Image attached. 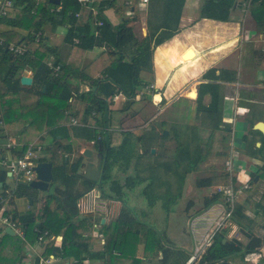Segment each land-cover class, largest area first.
Segmentation results:
<instances>
[{
	"label": "trees",
	"instance_id": "1",
	"mask_svg": "<svg viewBox=\"0 0 264 264\" xmlns=\"http://www.w3.org/2000/svg\"><path fill=\"white\" fill-rule=\"evenodd\" d=\"M155 1H162L161 22L155 24L154 28L149 21L148 34L141 41L135 38L132 27L128 26V21L123 18L119 24L113 26L98 14L101 25L93 26L89 19H86L81 28H77V14L82 9L79 0H59L58 4L50 0H40L37 3L34 0H16L13 8L0 19V116L1 121L5 123L0 127V139L6 137V130L11 131L16 127L12 158L22 157L29 149V140L26 137L32 131L36 136L47 131L50 140L53 139L58 143L61 153L70 152V145L59 143L69 139L66 123L72 118L76 120V124L71 126L74 137L94 141V145L103 155L106 151L101 182L83 179L85 189H72L80 162L71 166L73 174L70 175L65 173L64 164L55 167L53 169L55 184L53 183L47 192L29 189L20 182L16 183L13 189H1L2 216H9L20 227L22 236L9 235L0 225V264H20L21 259L26 257L24 246L36 243L38 236L44 231H48L49 235L45 242L41 243L44 247L34 264H38L40 258L68 257L70 250L88 255L90 261L98 264H141L135 252L137 241L142 234L144 241H149V249L154 255L157 256L161 252V264H171L174 257L180 258V264L187 263L188 255L165 247L158 232L138 221L124 204L114 221L103 226L102 250L91 252L90 246L95 239L85 237L83 234L91 229L93 223L89 217H80L77 209L78 200L94 188L100 189L104 197L124 203L123 199L127 191L147 182L141 194L147 197L149 205L161 201L168 215L173 211L176 202L181 199L184 180L187 179L188 174L195 172L199 164L210 156L214 133L222 132L224 133L222 140L226 142L229 140L232 130L231 125L223 121L221 86L209 82L198 86L197 98L194 101L181 99L187 103V107L183 111V124L179 129L173 128L172 131L176 146L165 162H157L149 166L150 175L147 178H142L138 174L139 159L142 156L138 153V147H141L142 154H145L158 139L164 141L168 136L150 128L142 133L122 131L118 144L106 139L107 132L104 128L110 122L107 100L122 92L126 96L122 110L125 111L131 106L134 103V91L142 86L140 73L144 70L150 71L152 68L154 49L172 38L179 30L185 0ZM234 3L235 0H205L199 17L229 21V11ZM112 4L113 2L110 6ZM257 6L259 10L264 11V0H250L252 14L264 35V16H258L260 13L255 11ZM46 26L52 29L66 26L65 40L74 43L73 39H77L69 62L60 66L57 75H54L47 65L48 56L55 50L45 40ZM81 29L82 32L78 33ZM36 38H38L37 42ZM12 44H25L28 48L23 55H15L8 50L5 51L6 46ZM31 44L36 46L32 48ZM130 46L133 47L134 54L129 59H124L125 49ZM95 47L104 48L113 57V61L100 73L98 79H93L70 66L74 57ZM258 65L264 69V54L260 56ZM24 71L31 72L32 84L28 87L20 84V77ZM209 73L212 76L217 75L215 71ZM220 73L222 81H236L235 71L221 70ZM67 74L80 78L89 88L87 92L80 94L84 106L77 112L68 111V114L65 110L67 111L71 106L69 98L77 93V89L66 80ZM206 95L209 96V102L204 104L203 99ZM159 99L160 97L156 96L155 100ZM47 104L55 109V113L54 111L48 114L38 112ZM43 120H47L48 123L45 128H42ZM205 131L210 132L207 137L201 134ZM249 133L260 134L258 130L252 129V125ZM260 140L261 145L256 147L253 140L251 141L247 135L243 136L245 153L262 161L257 172L250 175L251 188L259 181H264V136L261 135ZM133 163L135 174H127ZM158 168H163L165 174L174 176L175 189H169V184H166L164 192L159 194L152 189L157 183L165 186L164 181L157 176ZM219 176L226 181L224 186L230 183L239 186L236 179L230 177L228 172L220 173ZM255 177L258 178L256 182H254ZM215 181L216 178L205 177L199 179L197 185L200 188L221 186ZM60 184H64L67 189H62ZM23 197L30 200V210L19 212L16 209L15 199ZM214 197L205 198L204 203L208 204L212 200L219 199L221 193H216ZM189 207L190 204L187 203L184 211L186 212ZM244 209L243 202H235L231 220L247 238V242L243 243L235 237L228 238L229 230L220 227L215 230L193 264L231 262L234 259L243 262L247 255L259 252L264 237L251 230L253 227ZM253 210L255 214L264 215V191L254 204ZM58 235L62 236V240L56 244L54 238ZM76 260L74 264H84L81 258L78 257Z\"/></svg>",
	"mask_w": 264,
	"mask_h": 264
},
{
	"label": "crops",
	"instance_id": "2",
	"mask_svg": "<svg viewBox=\"0 0 264 264\" xmlns=\"http://www.w3.org/2000/svg\"><path fill=\"white\" fill-rule=\"evenodd\" d=\"M79 1L82 3V9L79 14H77V28L79 29L86 19H89L93 26L98 25V22H100L98 20V14L104 17L113 26L119 24L123 18L128 21V26L132 27L135 38L141 41L148 34L149 21L150 25L154 28L155 24L158 25L161 22L162 1L157 2L155 0H149L147 3H143L140 0ZM112 2L113 4L110 6ZM204 3L205 0H200V2L198 0L184 1L179 30L172 38L154 49L151 60V70H144L140 73L142 86L134 91V103L123 111L122 109L124 108L126 96L122 92L115 94H122L116 100L112 97L107 100V108L110 110V122L108 126L105 127L107 128L105 131L108 133L111 143H119L122 131L142 133L150 128H153L157 133H161L163 130L168 131V138L166 140L162 141L158 139L154 146L151 147V149L155 150L153 154H149V151L142 154V148L138 147V153L142 155L139 159L138 174L142 178H147L150 175V165L166 161L167 156L163 151H166L167 146H169V151L173 152L176 144L172 131L173 128L179 129V127L176 126L177 121L175 117L172 118V115H178V117L183 115V111L187 107V103L181 101V99L184 98V93L191 88H196L198 94V86L204 82L220 84L223 121L231 125L232 132L227 141L228 150L225 155L226 172L229 173L230 177L236 179V183L240 185L239 179L244 180V178L246 179L248 177L246 176V170L249 169L247 172L250 176L251 173H256L257 169L262 165L261 160L249 157L245 153L243 136L247 135L251 141L253 140L256 147L261 145V135L264 136V133L260 131V134L249 133L251 125L253 129V125L257 122H264V69L258 65L260 56L264 54V52H262L260 48L257 36L263 34L250 9V0H235L234 5L229 11V21L226 22L209 18H200V10ZM239 12L243 13L248 21L244 24L242 23L234 41L239 45L250 44L252 46L249 50L250 53L247 64L240 70H237L235 68V47H224L223 45L215 47V45L210 42L212 36H216L213 39H217L218 36L224 34L229 29L226 27L215 29L209 25V21L229 23L231 20H236L238 18ZM184 15L187 17L186 24H184ZM66 30V26H58L55 29H52L50 26L45 27V40L47 44L55 50L54 53L48 56L47 62L57 63L60 66L69 62L77 39H73L74 43L67 42L65 40ZM194 30L196 32H194ZM250 30H254L256 33L254 36L247 39L246 33ZM81 32L82 29L78 31V33ZM191 53H193L192 57L190 56ZM133 54L134 49L130 46L125 49L123 57L124 59H129ZM112 61L113 57L107 50L102 47H95L92 50L81 53L80 56L74 57L70 66L72 69L84 72L93 79H98L100 78V73ZM191 63L193 64L192 66L190 65ZM221 70L235 71L236 81H222ZM210 71L217 72V75L212 76L209 73ZM22 75L31 77V72L24 71ZM66 80L71 83L73 88L77 89V93L72 94V97L69 98L71 106L67 108V111L65 110V113L68 114V111L77 112L84 106L80 99V94L87 92L89 88L86 82L72 75L70 76L67 74ZM167 93H169V95ZM156 96L160 97L158 101L155 100ZM208 102L209 96L206 95L204 96L203 103L207 104ZM182 104H186L185 108L181 106ZM53 111L55 113V109L47 104L41 107L38 112L48 114V112L52 113ZM116 113H122L123 116L128 114V118L130 117L129 123L132 122V120H136L140 121V124L135 125V127L127 128L125 126L129 123L121 124V121L117 119ZM120 114L119 117H121ZM133 114L134 117L132 116ZM72 120H75V118H72L66 123L69 139H65L59 143L70 145V152L61 153L58 149V143L53 139L52 141L50 140L51 137L48 135L47 131H43L40 136L31 133L26 137V139L29 140V148L32 146L35 148L38 145L41 147L42 154L44 155L43 159L52 163V172L55 167L64 164L65 173L67 175L73 174L71 166L76 165L77 162L82 163L84 161L82 152L85 149L92 151L94 164L96 163V156L100 153L98 148L94 145V141L76 138L72 135ZM117 120L118 122H116ZM4 124L0 116V127L4 126ZM44 124H48L47 120H43L42 128L45 127ZM119 127H122V129H119ZM116 129L120 131L118 138H116L117 135L115 136L112 134ZM15 130L16 127L11 131L6 130V137L0 139V144L9 140L15 143ZM47 140H49V142H47ZM236 141L238 142L237 146L234 145ZM172 146L173 148H171ZM133 165L134 163L127 174H135ZM82 171L83 170L79 167V171L75 174L77 178L72 185V189H85V184H83V179L85 178L80 174ZM143 171L147 174L146 176L140 175ZM160 172L165 173V171L163 168L162 170L158 168L157 176L162 178ZM122 176L123 175H121V177ZM18 182L21 181H16L5 167L0 166V192L2 188L13 189ZM2 183L4 184L2 185ZM53 183L55 184L54 180ZM146 184L147 182H144L139 186H142L143 189ZM260 186H264L263 180L259 181L257 185H252V188L249 190L244 191L238 197L237 202L244 203V213L253 227L251 230L264 237V215L255 214L253 210L254 204L260 199L264 191V188L260 189ZM60 187L62 189H67L64 184H60ZM164 187V185L157 183L152 189L159 194L164 192ZM206 188L207 189H203L205 192L204 195H202V193L201 195H199V193L196 194L197 191H195L193 192L192 198L189 197L187 199L185 196L183 197L181 195V199L176 202L182 201L183 203L180 208L182 222H175L174 226L175 229L177 227V230L170 231L172 225H169L167 219L163 221V226L165 228L159 231L158 234L165 247L179 250L190 257L193 254L198 255V253L202 251V248L207 245L209 239L221 222L225 204L224 201L221 200L223 198L222 194V198L219 197V199L212 200L210 203L205 204V198L210 199L214 197L217 192L216 189H212L214 187ZM196 195H199V197ZM156 203H159V201ZM187 203L190 204V207L185 212L184 209ZM15 205L19 212H24L30 210L31 202L24 197L16 198ZM122 207V202L104 197L100 189L97 188L92 189L78 200L77 209L79 216L89 217L93 223L91 229L83 234L85 237H93L95 239L90 246L91 252L102 250L104 244L103 226L109 225L114 221ZM128 209L131 211L130 208ZM2 217L1 209L0 225H2ZM226 222V226L228 227L225 228L229 230L228 238L235 237L241 242L246 243L247 238L239 231L237 225L233 223L232 220ZM149 227L155 230L151 225ZM5 228L6 227H4V229ZM13 232V235L18 234L17 231ZM142 235L137 241L136 258L141 260V264H161V252H159L157 256L154 255L151 249H149V241H147L148 243L145 242L144 235ZM178 235H182L184 238L182 237L180 241L178 240L179 243H176L175 241H177ZM54 239L56 240V244H59L62 240V236L58 235ZM43 247V244L37 242L32 245H25L24 250L26 257L21 259L20 264H34L36 257L40 256ZM188 248H193L194 251L191 252ZM78 257L82 259L84 264H98V262L90 261L88 255L78 254L74 250H70L68 257L55 258V264H74L77 262L76 258ZM231 263L264 264V239L258 253L247 255L243 262L234 259ZM171 264H180V258L174 257Z\"/></svg>",
	"mask_w": 264,
	"mask_h": 264
},
{
	"label": "rangeland",
	"instance_id": "3",
	"mask_svg": "<svg viewBox=\"0 0 264 264\" xmlns=\"http://www.w3.org/2000/svg\"><path fill=\"white\" fill-rule=\"evenodd\" d=\"M198 1L200 2V0H198ZM255 11L260 13L258 15L259 17L264 16V11L259 10L258 6L255 7ZM186 20H187V17L184 15V24H186ZM247 21H248L247 17L244 16L243 13H241V12H239V16L236 20L230 21L231 23L230 22L229 23H222V22H217V21H212V20L209 21V25L214 27L215 29L219 28V27H226L229 29L224 34L218 36L217 39H213L216 36H212L210 39V42L212 44H214L215 47L222 46V45L224 47H227V46L235 47V68L237 70H240L241 68H243L247 64V60H248L249 53H250L249 50L252 46L250 44L239 45L236 43V41H234L240 26L242 25V23L244 24ZM194 32H196V31L194 30ZM255 33H256V31H254V30L248 31L246 33L247 39H249V37L254 36ZM35 45L31 44L30 47L33 48ZM167 94L169 95V93H167ZM183 97L186 98L185 95ZM185 105L182 104L181 106H183L185 108ZM172 111H174V110H172ZM172 113H174V112H172ZM116 114H117L116 115L117 119L119 121H121V124L122 123H127V124L129 123L128 121L130 120V117L128 118V114H126L124 116L122 113L121 114L116 113ZM119 114L121 117H119ZM132 116L134 117V114ZM174 117L177 121L176 126L180 128V125H182L184 122L183 115H180L179 117H178V115L177 116L172 115V118H174ZM25 118H27V115H25ZM118 120L116 122H118ZM138 124H140V121L132 120V122H130L125 127H127V128L135 127V125H138ZM44 126L46 127V124H44ZM120 128L122 129V127H119V129ZM104 129H107V128H104ZM119 129H116L115 131L112 132V134H114L115 136L117 135L116 138H118V135L120 134ZM209 133H210L209 131H205V132H202L201 134L203 135V137H207L209 135ZM222 136H223V134L220 132L214 133L210 156L204 162L199 164L198 169L195 172L188 174L187 179H185V180H188L185 198H187V199L189 197L192 198L193 192H195V191H197L196 194L199 193V195H201V193H202V195H204L205 192L203 189H207V188H200L197 185L198 180L201 178H205V177L216 178L217 181H215V182L218 185H221V186H211V188L214 187L212 189H216V191H217L218 187L224 186L226 181H223L219 175H220V173L226 172V170H225V165H226L225 164V155H226L228 148H227V142L222 140L223 139ZM105 137L107 138V140L109 139L108 133L105 134ZM47 142H49V140H47ZM237 144H238V142L236 141L234 145L237 146ZM168 148H169V146L166 147V151H163L167 156L166 159L172 153L171 151H169ZM171 148H173V146ZM221 155H224V156H221ZM247 171H249V169L246 170V173H247L246 176H248V177L246 179L244 178V180L239 179L240 185L244 184L245 182L250 181V176H249V173ZM140 175L146 176L147 174L143 171V173L141 172ZM160 176L162 177L161 179L165 183L164 188H166V184H169L170 185L169 189H175L176 185L174 183L176 180H175L173 175H171V174L165 175L164 172H160ZM263 188H264V186H260V189H263ZM141 190H142V186L135 187L134 189L127 191V193L123 199L124 200L123 204L126 206V208L131 209L132 215L135 216L138 221L144 223L146 226L151 225L153 228H155V230L157 232L162 231L165 228L163 226V221H165L166 219H167V222L169 223V225H172L171 226L172 229L170 231L177 230V227L175 229L174 224H175V222H178V221L182 222V216H181V211H180V208L183 205L182 201H179L178 203H176V205L173 207V211L170 212V214L166 215L164 207L161 204L162 202L159 201V203H154V205H148V201L146 199L147 197L145 195L141 194ZM216 193H218V192H216ZM199 195H196V196L199 197ZM220 198H222V197H220ZM221 200L224 201V198H222ZM170 207H171V205L169 206V208ZM3 217H9V216H3ZM228 222H229V220H228ZM226 225H227V222H225V224L222 225V227H228ZM20 236H22V235H20ZM182 237L184 238V236L178 235L177 241H175V242L179 243L178 240L180 241V239H182ZM189 250H191V252L194 251L193 248L192 249L190 248ZM202 250H203V248H202ZM201 252H199L198 255Z\"/></svg>",
	"mask_w": 264,
	"mask_h": 264
},
{
	"label": "built area",
	"instance_id": "4",
	"mask_svg": "<svg viewBox=\"0 0 264 264\" xmlns=\"http://www.w3.org/2000/svg\"><path fill=\"white\" fill-rule=\"evenodd\" d=\"M34 1L37 3L40 0H34ZM140 1L143 3H147L149 0H140ZM15 2L16 0H0V19L7 15V12L13 8ZM56 10H58V8ZM98 25H101V22H98ZM257 36H258L260 48L262 52H264V36L263 35H257ZM37 41L38 38H36V42ZM6 47L10 53L15 55H23L27 50V45L25 44H21V45L12 44ZM47 65L52 69L53 74L57 75V72L60 69V65L51 63L49 61L47 62ZM121 95L122 94L114 95L112 96V98L116 100ZM71 124L72 125L76 124V121L72 120ZM14 146L15 143H13L11 140L6 141L3 144H0V156L2 157L0 158V166L5 167L9 171L10 175H13L16 181L20 180V181L29 182L31 179L34 178V173L31 170V167L37 161H40L44 157L41 151V147L38 145L35 148H33L32 146L29 149H27V151L22 157L18 159H13L11 156V151L14 148ZM250 188L251 185L249 183H244L242 185H239L238 187L234 186L232 183H230L227 186L218 187L217 192L221 193L224 198L225 210L222 214L221 222L218 225L217 229L222 227V225L226 221L232 219L235 202L244 191L249 190ZM1 202L2 199L0 197V203ZM1 224L3 227H10L13 231H17L19 235H22L20 227L14 221H12L10 217L1 218ZM48 235L49 232L44 231L42 234L38 236L36 242L37 243L45 242L46 237ZM55 258L57 257L50 256L47 258H40L38 264H55L56 261ZM197 258H198L197 254L191 255L186 264H193L197 260Z\"/></svg>",
	"mask_w": 264,
	"mask_h": 264
},
{
	"label": "water",
	"instance_id": "5",
	"mask_svg": "<svg viewBox=\"0 0 264 264\" xmlns=\"http://www.w3.org/2000/svg\"><path fill=\"white\" fill-rule=\"evenodd\" d=\"M54 4H58L59 0H50ZM5 51H7V47L5 48ZM20 84L23 86H30L32 84V78L30 76H24L22 75L20 77ZM45 88H43L44 91ZM196 92V97L195 98H189L186 97L189 100H194L197 98V89L194 88ZM107 127V126H106ZM253 129L258 130L260 132L264 133V122L259 121L255 125H253ZM168 131L163 130L162 135L167 136ZM107 139V138H106ZM154 149L149 150V154L154 153ZM106 153V151H105ZM104 153L101 154L99 153L96 156V163L94 164V157L93 153L89 149H85L82 152V156L84 158V161L81 163L80 162V169L83 170L82 173H80L86 180L89 181H94V182H101L102 179V170L105 165V160H106V154ZM31 170L34 173V178L31 179L29 182L27 181H21L20 183L24 186H27L29 189H34L38 190L40 192H47L50 187L53 184V172H52V163L50 161H37L32 167ZM257 180V177H255L254 181ZM188 185V180L184 181L183 184V189H182V196H185V191L187 189ZM30 202V200L28 199ZM5 232L8 233L9 235H13V230L10 227L5 228ZM212 264H232L229 261H221V262H216Z\"/></svg>",
	"mask_w": 264,
	"mask_h": 264
},
{
	"label": "bare ground",
	"instance_id": "6",
	"mask_svg": "<svg viewBox=\"0 0 264 264\" xmlns=\"http://www.w3.org/2000/svg\"><path fill=\"white\" fill-rule=\"evenodd\" d=\"M191 57L193 56V53L190 55ZM184 95L189 98H195L196 97V92L194 88H191L189 91L185 92Z\"/></svg>",
	"mask_w": 264,
	"mask_h": 264
}]
</instances>
